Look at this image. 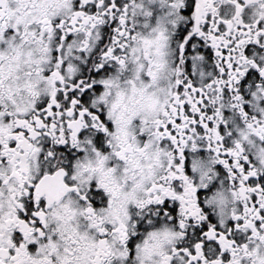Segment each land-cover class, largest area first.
<instances>
[{"label": "snow or ice", "instance_id": "6c2138e0", "mask_svg": "<svg viewBox=\"0 0 264 264\" xmlns=\"http://www.w3.org/2000/svg\"><path fill=\"white\" fill-rule=\"evenodd\" d=\"M0 264H264V0H0Z\"/></svg>", "mask_w": 264, "mask_h": 264}]
</instances>
